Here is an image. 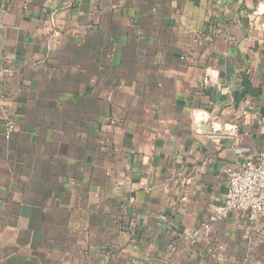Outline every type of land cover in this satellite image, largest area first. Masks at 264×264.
I'll use <instances>...</instances> for the list:
<instances>
[{"label":"crops","instance_id":"crops-1","mask_svg":"<svg viewBox=\"0 0 264 264\" xmlns=\"http://www.w3.org/2000/svg\"><path fill=\"white\" fill-rule=\"evenodd\" d=\"M0 64V264H264L212 214L264 153V0H0Z\"/></svg>","mask_w":264,"mask_h":264},{"label":"built area","instance_id":"built-area-1","mask_svg":"<svg viewBox=\"0 0 264 264\" xmlns=\"http://www.w3.org/2000/svg\"><path fill=\"white\" fill-rule=\"evenodd\" d=\"M8 70L0 64V80ZM212 82L207 75L203 84ZM6 134L12 130L7 124ZM227 189L219 205L212 207L213 220L221 222L232 213H248L252 216L264 214V153L245 159L237 166L229 167L226 175ZM208 224L204 226L208 230Z\"/></svg>","mask_w":264,"mask_h":264},{"label":"water","instance_id":"water-1","mask_svg":"<svg viewBox=\"0 0 264 264\" xmlns=\"http://www.w3.org/2000/svg\"><path fill=\"white\" fill-rule=\"evenodd\" d=\"M202 84H203V78H202ZM196 114H200L202 116V118L199 121H197L195 118ZM193 124L195 129L200 133L209 131V132H216L223 135H227L230 134L231 131H236L237 129V127L220 123L217 114L207 111L194 112Z\"/></svg>","mask_w":264,"mask_h":264},{"label":"clouds","instance_id":"clouds-1","mask_svg":"<svg viewBox=\"0 0 264 264\" xmlns=\"http://www.w3.org/2000/svg\"><path fill=\"white\" fill-rule=\"evenodd\" d=\"M195 118H196L197 121H199L202 118V116L200 114H196Z\"/></svg>","mask_w":264,"mask_h":264}]
</instances>
